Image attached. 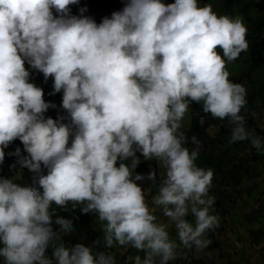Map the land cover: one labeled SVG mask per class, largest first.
Instances as JSON below:
<instances>
[{"label": "trees", "instance_id": "1", "mask_svg": "<svg viewBox=\"0 0 264 264\" xmlns=\"http://www.w3.org/2000/svg\"><path fill=\"white\" fill-rule=\"evenodd\" d=\"M160 1L36 0V13L21 12V21L5 18L0 25V189L18 170L12 188L21 201L18 214L10 202L0 203V264H90L103 245L97 233L103 238L113 230L103 218L96 222L101 214H112L114 206L128 210L140 198L119 184V173H104L108 159L100 151L85 161L96 164L110 188L88 187L83 176L59 185L72 172L68 141L81 146L80 136H96L102 124L98 116L106 112L116 123L123 151L153 146L160 153L158 137L149 127L168 116L171 129L170 112L178 99L185 100L187 118L163 141L164 154L181 158L179 164L186 166L169 187L203 188L215 206L224 191L229 195L226 189L233 191L229 186L237 189L249 173L243 165L249 145L251 160H258L260 129L248 111L250 104L245 109L233 97L248 79L264 102V0H221L223 18L207 23L191 11L175 9L192 1L163 0L172 6L166 13L182 37L201 42L196 49L182 43L167 15L158 11ZM69 23L75 39L59 53L50 27ZM120 34L128 39L129 56L110 70L109 63L96 62L92 53L108 36L119 42ZM140 74L163 84L156 98L146 91L137 94ZM184 84L190 91L182 95L177 90ZM218 121L219 132L210 136L208 125ZM217 143L224 144L221 151ZM200 148L205 152L195 153ZM150 162L155 165V159ZM135 165L121 170L129 175V184L139 178ZM152 186L164 196L166 184L155 181ZM2 209L11 217L2 218ZM25 225L32 236L24 232Z\"/></svg>", "mask_w": 264, "mask_h": 264}, {"label": "rangeland", "instance_id": "2", "mask_svg": "<svg viewBox=\"0 0 264 264\" xmlns=\"http://www.w3.org/2000/svg\"><path fill=\"white\" fill-rule=\"evenodd\" d=\"M191 1V6L175 9L191 11L205 23L220 20L224 16L221 0H208L205 4L198 2L199 0H189V3ZM157 7L159 12L167 15L170 23L174 25L175 32H179L178 34L181 35L179 37L185 46L196 49L200 45V41L193 42L185 36L182 37L183 34L175 26L174 19L170 13H166L170 8L172 9L171 5L162 0ZM15 9L21 11L22 14L36 13V0H0V24L4 18H11L12 10ZM91 14H96V12L92 10ZM3 15L4 17H2ZM234 15H236V9H234ZM239 26L242 27L243 24L239 22ZM50 29L52 40L59 53L65 49L66 44L75 39L72 23L53 24ZM119 38L118 42L111 36L106 37L101 47H94L93 59L98 63H109L110 70L115 66L121 67L122 59H126L129 52L128 39L122 34ZM85 62L89 65L88 61ZM170 65L174 67L175 61L171 60ZM93 67L95 68L96 65ZM90 69L92 70L91 64ZM191 79L196 80L195 78ZM138 80L140 82L134 86L138 95L146 91L150 95L154 93L152 97L156 98L160 93L159 89L163 86L161 83H156L149 74H140ZM141 84L145 85V89L140 87ZM255 86L257 87L258 84ZM252 87V82L244 79L233 98L241 101L245 109L250 104L248 111L260 129L256 135L257 144L260 146L258 160H251L253 150L249 145L246 154L248 160L243 164L249 173L242 178V183L237 186V189L234 185L229 186L233 189L232 192L230 189H226L230 197L225 191L223 192L219 206H215L214 199L212 200L203 188H198V191L189 190L188 193L179 192L169 199L170 202L167 201L169 194L165 193V189H162L164 194L162 197L152 188V183L159 181L166 184L165 188L175 193V188L168 186L170 179L177 178L186 172V166L179 164L181 158L167 157L171 153L164 154L167 146L163 145L165 137L171 133L170 130L175 132L179 128L181 120H185L188 116L185 100L178 99L175 108L170 112L171 129L167 123L168 116H163L161 120L155 121L149 127L152 129V135L158 137L160 153L153 146L149 151L141 147L139 148L140 152H130L129 149L126 152L123 151L115 137L116 123L110 121L107 116L108 112L98 116L99 119H102V124L96 136L91 133L80 136L84 142L81 146H76L68 141L72 157V172L59 184L60 187L83 176L82 182L86 178L89 180L88 187L96 189L106 186L110 188V183H107L106 179L98 173L96 164L85 161V158H92L96 152L100 151L101 155L108 159L103 163L104 173H119L117 180L119 184H122L131 195L138 194L140 196L137 201L129 204L128 210L114 206L112 214L103 213L98 218L96 222L103 218L109 222V226L113 230L111 234L106 231L105 236H108L103 238L99 236V232L97 233L96 238L100 239L103 245L99 246L101 249L99 255L96 253L97 257L90 264H154L155 262L173 264L171 261H174L175 258H178L177 264H264V102L260 99L259 90ZM177 91H181V94L185 95L190 89L188 84H184L180 85ZM151 102L152 98L147 104H151ZM79 103L82 104V100ZM219 130L220 121L211 123L207 127V133L210 136L216 135ZM248 133L246 131V135ZM144 140L147 141L146 138ZM243 142L246 143L245 140ZM223 145L217 143V150L221 151ZM200 149L201 151L196 149L195 153L205 152L202 148ZM183 157L187 162V156L183 155ZM188 157L191 156L188 155ZM143 159L146 161L142 162ZM151 159H155V165H152ZM125 161L126 164H124ZM134 165L139 178L138 181L131 178L134 184H129L127 183L130 181L129 175L121 170L122 168H132L129 166ZM19 177L20 172L14 169L13 176L3 181L0 189V195L3 196L0 197V203L2 201L10 202L16 214L21 207V201L14 195L12 183ZM117 190L115 189L113 193H117ZM122 199L125 200V197ZM1 213L4 219L11 217V214L5 209H2ZM247 217H249L247 221L251 227V233L247 234L251 239L250 246H246L247 237L241 235L242 232L239 231L235 233L239 235V240L233 245L234 247L232 243H226L224 232L227 233L230 225L235 226L236 223H240ZM162 219L164 220L162 221ZM218 219L220 221L217 222ZM208 220L210 223H206ZM125 221L130 222L131 227L124 224ZM120 223H122L121 227ZM98 225V223L94 225L95 230L99 228ZM28 230L25 225L24 232L31 235ZM197 230L203 231V233L197 232ZM210 241L218 242L219 246L211 250ZM239 241H242L244 245Z\"/></svg>", "mask_w": 264, "mask_h": 264}, {"label": "crops", "instance_id": "3", "mask_svg": "<svg viewBox=\"0 0 264 264\" xmlns=\"http://www.w3.org/2000/svg\"><path fill=\"white\" fill-rule=\"evenodd\" d=\"M200 205H201V203H200ZM202 206V205H201ZM249 217H247V218H245L244 220H241L240 221V223H236L235 224V226L234 225H230L229 226V229H228V231H227V233L226 232H224V234H225V242L227 243L228 242V244H230V243H232V246L234 245V244H236V242L239 240V235H237V234H235V233H237L238 231L239 232H242V234L241 235H243V236H246L247 237V239L245 240L246 241V246H250V238H249V234L251 233V227H250V225H249V222L247 221V219H248ZM164 219H162V221H163ZM187 220V219H186ZM218 221H220V219L218 220ZM227 222V221H226ZM186 224V223H185ZM203 232V231H202ZM229 234V235H228ZM248 234V235H247ZM230 237V239L228 240V238ZM230 242V243H229ZM239 242H241L242 243V241H239ZM210 244L212 245L211 246V250H213V248H216L217 246H219V243L218 242H215V241H210ZM244 245V244H243ZM254 245V244H253ZM234 247V246H233ZM236 249V248H235ZM177 259L178 258H175V260L173 261H171V262H173V264H177L178 262H176L177 261ZM154 264H159V263H154ZM165 264V263H164ZM171 264V263H170Z\"/></svg>", "mask_w": 264, "mask_h": 264}, {"label": "clouds", "instance_id": "4", "mask_svg": "<svg viewBox=\"0 0 264 264\" xmlns=\"http://www.w3.org/2000/svg\"><path fill=\"white\" fill-rule=\"evenodd\" d=\"M20 15H21V11L15 9V10H12L11 18H6V19H10L11 21H17V20L20 18ZM2 17H4V15H3ZM4 19H5V18H4ZM4 19L2 20V24L4 23ZM2 24H0V25H2ZM168 186H169V184H168ZM169 188H171V187H169ZM165 191L169 192L170 189L166 188ZM188 191H189V190H188L187 188H180L178 191L175 190V193L172 192L174 195H169V198H168L167 201L170 202L169 199H170L172 196L177 195L179 192H182V193H188ZM155 192H156V191H155ZM156 193H157V192H156ZM157 194H159V193H157ZM160 196H162V195H160ZM188 196H190V195H188ZM162 197H163V196H162ZM191 218H192V216H191ZM218 220H219V219H218ZM218 220H217V222H218ZM206 223H210V221L208 220ZM197 232L203 233L202 231H199V230H197ZM242 245H243V243H242Z\"/></svg>", "mask_w": 264, "mask_h": 264}]
</instances>
